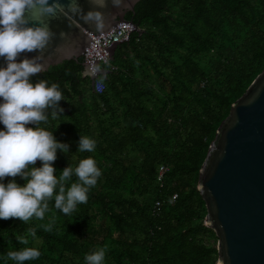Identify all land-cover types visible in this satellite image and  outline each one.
<instances>
[{"label": "trees", "instance_id": "trees-1", "mask_svg": "<svg viewBox=\"0 0 264 264\" xmlns=\"http://www.w3.org/2000/svg\"><path fill=\"white\" fill-rule=\"evenodd\" d=\"M125 18L140 33L116 44L101 92L82 75V57L32 77L59 82L64 95L48 125L69 145L56 174L92 156L102 175L71 215L50 202L44 220L0 219V264H14L6 253L25 247L16 236L29 227L37 231L27 246L41 255L26 264H86L104 246V264H217L198 175L220 122L264 67V0H139ZM80 134L96 141L94 152H77ZM53 218L50 232L38 227Z\"/></svg>", "mask_w": 264, "mask_h": 264}, {"label": "clouds", "instance_id": "clouds-1", "mask_svg": "<svg viewBox=\"0 0 264 264\" xmlns=\"http://www.w3.org/2000/svg\"><path fill=\"white\" fill-rule=\"evenodd\" d=\"M44 0H0V219L44 220L50 202L64 215H71L79 204H86L88 193L102 175L92 156L81 159L73 167L69 163L60 174L54 166L58 150L67 154L69 145L57 140L48 125L63 114L60 101L64 95L59 82L38 79L48 68L40 53L48 45L52 33L34 10ZM100 21V17L89 15ZM43 125V126H42ZM58 127V126H57ZM96 141L81 135L77 152L92 153ZM37 161L40 166L37 167ZM25 183L19 184L16 177ZM75 176L76 180L72 181ZM6 178L8 179L5 183ZM54 218L38 227L50 232ZM36 227H29L16 240L25 245L6 253L14 264H26L40 257V251L28 247L30 238L36 237ZM107 246L86 254V264H104Z\"/></svg>", "mask_w": 264, "mask_h": 264}, {"label": "water", "instance_id": "water-1", "mask_svg": "<svg viewBox=\"0 0 264 264\" xmlns=\"http://www.w3.org/2000/svg\"><path fill=\"white\" fill-rule=\"evenodd\" d=\"M138 1L44 0L34 15L47 24L52 37L42 52L27 55L42 56L47 68L82 57L93 44L91 36L116 23H133L125 14ZM90 14L100 21L89 19ZM106 72L100 70L102 76ZM198 190L205 224L217 239V264H264V67L220 122L199 170Z\"/></svg>", "mask_w": 264, "mask_h": 264}, {"label": "built area", "instance_id": "built-area-1", "mask_svg": "<svg viewBox=\"0 0 264 264\" xmlns=\"http://www.w3.org/2000/svg\"><path fill=\"white\" fill-rule=\"evenodd\" d=\"M125 23H116L111 26L107 31L96 34L94 38L91 36V41L93 44H89V49L85 48L82 54L83 63L86 64L82 75L93 78L92 89L96 92H101L104 85L101 80L100 70L109 67L110 69H115L116 67L111 64V47L114 44H118L127 41L130 34L135 30L133 23L130 21H124ZM91 80V79H90ZM167 172V166L160 164L157 168L156 182L159 187L164 184V177ZM176 199V193L172 194L168 199L169 201H174ZM161 205V200H156L154 202L153 208H157Z\"/></svg>", "mask_w": 264, "mask_h": 264}, {"label": "rangeland", "instance_id": "rangeland-1", "mask_svg": "<svg viewBox=\"0 0 264 264\" xmlns=\"http://www.w3.org/2000/svg\"><path fill=\"white\" fill-rule=\"evenodd\" d=\"M213 244H214V243L211 241V242H210V245H213Z\"/></svg>", "mask_w": 264, "mask_h": 264}]
</instances>
